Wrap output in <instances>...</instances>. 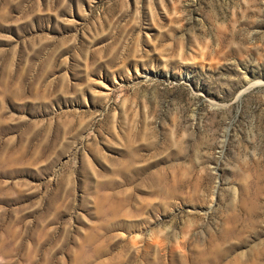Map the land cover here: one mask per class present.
Instances as JSON below:
<instances>
[{
    "label": "rangeland",
    "instance_id": "rangeland-1",
    "mask_svg": "<svg viewBox=\"0 0 264 264\" xmlns=\"http://www.w3.org/2000/svg\"><path fill=\"white\" fill-rule=\"evenodd\" d=\"M0 264H264V0H0Z\"/></svg>",
    "mask_w": 264,
    "mask_h": 264
}]
</instances>
